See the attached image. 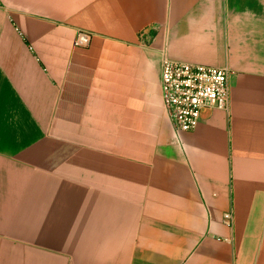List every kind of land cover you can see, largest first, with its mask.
Returning a JSON list of instances; mask_svg holds the SVG:
<instances>
[{
	"label": "crops",
	"instance_id": "obj_1",
	"mask_svg": "<svg viewBox=\"0 0 264 264\" xmlns=\"http://www.w3.org/2000/svg\"><path fill=\"white\" fill-rule=\"evenodd\" d=\"M163 56L230 110L178 139ZM0 264H264V0H0Z\"/></svg>",
	"mask_w": 264,
	"mask_h": 264
},
{
	"label": "built area",
	"instance_id": "obj_2",
	"mask_svg": "<svg viewBox=\"0 0 264 264\" xmlns=\"http://www.w3.org/2000/svg\"><path fill=\"white\" fill-rule=\"evenodd\" d=\"M92 34L80 30L75 44L87 46ZM231 70L228 66H211L162 58L164 108L179 139L181 132L194 130L208 110H230ZM226 219L232 220L227 213Z\"/></svg>",
	"mask_w": 264,
	"mask_h": 264
}]
</instances>
